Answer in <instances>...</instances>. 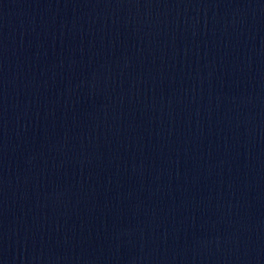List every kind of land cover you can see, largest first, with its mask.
I'll return each mask as SVG.
<instances>
[{"label": "water", "instance_id": "1", "mask_svg": "<svg viewBox=\"0 0 264 264\" xmlns=\"http://www.w3.org/2000/svg\"><path fill=\"white\" fill-rule=\"evenodd\" d=\"M0 264H264V0H0Z\"/></svg>", "mask_w": 264, "mask_h": 264}]
</instances>
